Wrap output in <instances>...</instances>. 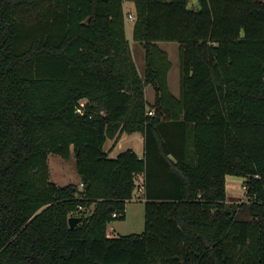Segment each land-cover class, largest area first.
Instances as JSON below:
<instances>
[{
  "label": "trees",
  "instance_id": "trees-1",
  "mask_svg": "<svg viewBox=\"0 0 264 264\" xmlns=\"http://www.w3.org/2000/svg\"><path fill=\"white\" fill-rule=\"evenodd\" d=\"M198 3L0 0V264H264V0ZM158 42L180 45L179 97ZM136 132L143 157L109 156ZM72 150L80 182H52L49 154ZM138 175L145 229L110 236ZM227 175L247 201H227Z\"/></svg>",
  "mask_w": 264,
  "mask_h": 264
},
{
  "label": "rangeland",
  "instance_id": "rangeland-1",
  "mask_svg": "<svg viewBox=\"0 0 264 264\" xmlns=\"http://www.w3.org/2000/svg\"><path fill=\"white\" fill-rule=\"evenodd\" d=\"M191 7L198 8V0H191ZM129 10V9H128ZM133 21L128 20L127 30H132ZM133 41V36H130ZM173 59L176 61L175 57ZM173 81V78H171ZM83 102H86L83 100ZM140 133L127 134L125 133L119 144L117 145V151H126L128 148L138 149L137 143L139 142ZM105 147H109V141ZM142 144L139 143V151L141 150ZM48 165L50 180L58 185H67L70 183H79L80 176L77 171V162L74 151L72 150L71 156L66 159L61 155L50 153L48 156ZM245 177L228 175V200L233 202L247 201ZM91 209L86 210L89 214ZM242 217H249L247 213H242ZM145 229V198L143 191L137 188L134 191L133 198L127 202L125 217L122 219H115L108 225V234L110 236H120L133 233H142Z\"/></svg>",
  "mask_w": 264,
  "mask_h": 264
},
{
  "label": "crops",
  "instance_id": "crops-1",
  "mask_svg": "<svg viewBox=\"0 0 264 264\" xmlns=\"http://www.w3.org/2000/svg\"><path fill=\"white\" fill-rule=\"evenodd\" d=\"M133 10H134L133 2H130V1L125 2V13L128 14L129 11H133ZM126 17H127V15H126ZM126 22L128 23V18L126 19ZM131 34L133 35V28H132V30H129V32H128L127 26H126V36L130 41L131 49L133 52V57L135 59L139 73L141 74L142 77H144L145 71H146V49L144 48L142 43L135 41V40L132 41L130 39ZM158 45L169 56V60L171 62V69H170L169 75H168L169 87H170L171 92L176 97H179L180 92H181V89H180V60H179L180 59L179 58L180 45L177 42H158ZM173 56L175 57L176 61L173 59ZM171 78H173V81L171 80ZM145 92H146L147 101L150 104H153L155 102V98H156V92H155L153 85L147 84L145 87ZM136 133H140L139 142L137 143L138 149H133V148H128V149L134 150L141 157H143L145 154L144 135L141 132H136ZM124 134L125 133H123L121 135L118 134L117 135V136H119L118 140L116 137L115 138H109L107 140V142L109 141V147H105L107 142L105 143L104 148L109 153L110 157H116L119 153H121L120 151H117V145L119 144V142L123 138ZM133 134H135V133H133ZM140 142L142 144V147H141V150L139 151V143ZM79 182H80V180H79ZM136 182H137V186L140 189V191H143L144 176L138 175ZM227 187H228V185H227V177H226V190L228 192ZM227 201L233 202L230 199L228 200V193H227ZM93 207L91 209H93Z\"/></svg>",
  "mask_w": 264,
  "mask_h": 264
},
{
  "label": "water",
  "instance_id": "water-1",
  "mask_svg": "<svg viewBox=\"0 0 264 264\" xmlns=\"http://www.w3.org/2000/svg\"><path fill=\"white\" fill-rule=\"evenodd\" d=\"M82 217L79 216H70L69 217V225L71 228H74L77 224H79L82 221Z\"/></svg>",
  "mask_w": 264,
  "mask_h": 264
},
{
  "label": "built area",
  "instance_id": "built-area-1",
  "mask_svg": "<svg viewBox=\"0 0 264 264\" xmlns=\"http://www.w3.org/2000/svg\"><path fill=\"white\" fill-rule=\"evenodd\" d=\"M127 18H128V20H134L135 19L134 12L133 11H129L128 14H127ZM79 111H81V110L79 109ZM148 113H149V115H154L155 114V112L153 110H150ZM118 216H119V214L117 212L113 213V217H118Z\"/></svg>",
  "mask_w": 264,
  "mask_h": 264
}]
</instances>
